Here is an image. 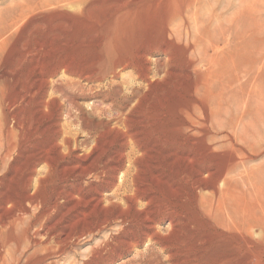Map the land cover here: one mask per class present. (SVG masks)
<instances>
[{"label":"rangeland","instance_id":"374dc122","mask_svg":"<svg viewBox=\"0 0 264 264\" xmlns=\"http://www.w3.org/2000/svg\"><path fill=\"white\" fill-rule=\"evenodd\" d=\"M20 13L23 15L19 16ZM35 43L37 44L33 45ZM58 62L66 68H59ZM9 69H14L12 76L16 86L14 85L13 91L21 89L29 75L35 82L34 88L44 86V102L55 97L62 106L59 140L65 141L64 158L56 159L55 167L59 165L56 170L55 167L49 170L43 163L36 166L29 194H34L37 179L46 177L44 182L48 188H52L54 181L63 178L87 196L92 195L96 189L103 197L111 198L115 194H122L123 190L118 192V188L130 179L126 172L128 161L141 155L140 151L136 152L138 148L134 147V142L129 137V132H134L137 128H128L125 119L138 116L156 119V131H160V128V132L169 134L179 123L180 117L176 115L179 110L193 106L197 113V105L204 103L210 107L214 102L227 98H237L246 103L243 107L245 122L259 119V112L264 111V0H0V73ZM10 71L7 73L11 76ZM43 81L49 83L45 85ZM34 110L37 111L34 118L37 121L44 120L45 113L36 107ZM208 129L209 135L205 143L199 135L193 139L199 144L197 148L202 155L208 153L214 156L211 159L220 165L225 158L219 157L222 154L217 148L226 132L219 133L212 127ZM258 132L262 138L259 145L263 150V124L259 126ZM112 134L118 135L120 139V135L124 134L125 139L123 137L121 143ZM112 142L115 151L120 150L119 144H125L127 147L121 153L125 156L130 154L131 157H125L119 174H113L110 168L104 170L100 179L94 174L80 176V169H85L91 163V148L111 146ZM143 142L146 139L143 138ZM113 149L108 150L109 155ZM255 159L246 167L254 168L264 164V153ZM112 165L114 163L108 165V168ZM63 167L67 169L61 174ZM254 191L248 182L238 185L243 209H264V183L259 193ZM42 199L48 200L47 196ZM190 199L178 206L180 215L176 218L177 227L169 228L168 221L158 220L156 232L160 234L152 241L147 238L139 241L138 236L146 226L139 216L147 209V198L138 200L139 206L143 203L142 210L137 205V211H130L125 209L123 200L112 197L111 203L119 200L117 203L121 204L122 210L127 211H123L126 222L121 223L120 219L115 220L111 215L110 225L107 224L102 231L93 232L91 236L77 241L75 260L79 263L88 262L93 249L108 245L111 247H102L106 250L101 248L99 252L103 258L99 255L93 264H183L195 255V259L202 264L224 262L232 254L237 237L231 238L232 235L217 227L213 217H209L208 209L198 207L192 194ZM104 204V209L113 210L108 203ZM100 210L101 207H98L96 211ZM34 212V209L31 210L26 218ZM123 241L125 244L130 243L131 247L124 248ZM186 246L193 247L190 249L192 252H186ZM104 252L107 254H103ZM178 255L184 256L181 257L183 260ZM62 262L61 264L64 263Z\"/></svg>","mask_w":264,"mask_h":264},{"label":"bare ground","instance_id":"6f19581e","mask_svg":"<svg viewBox=\"0 0 264 264\" xmlns=\"http://www.w3.org/2000/svg\"><path fill=\"white\" fill-rule=\"evenodd\" d=\"M22 15L23 13L19 14V16ZM9 26L11 27V24H9ZM42 26L44 27V25ZM32 41H34V39H32ZM36 44L37 43L33 45ZM40 49L38 51H40ZM32 56H34V54ZM28 58H30V56ZM62 62L64 63V61ZM54 66L53 68L55 69L56 67ZM57 66L61 68L62 63ZM4 71L0 73V88L3 87L2 90L0 89V264H61L62 261L64 262H62L63 264H93L96 259L100 256L102 257V254H99L101 248L108 245L93 249L91 260L79 263V261L75 260L77 259L75 252V248L77 247L76 243L82 237H89L93 232L97 233V231H102L104 226L107 224L110 225L112 221L111 215L115 217V220L120 219L121 223H125L126 220L123 217V211L126 213L127 211L125 209L137 211L136 207L137 205L139 206L138 200L147 198V202L145 201L147 209L141 212L139 216L140 221L146 224V226L141 230L140 236L138 237L139 241H145L146 238L152 241L158 234V231L156 232L158 220L168 221L167 224L169 228L173 229L176 226L178 223L176 218L180 215L178 206L183 203L185 204L187 201L189 202V200H191V194L193 201L198 207L208 209L209 217H213L217 227L223 232L232 235L231 238L237 237V239L234 238L236 241H234L235 245L232 247L231 256L229 255L227 260L218 264H264V209L262 207H260L258 211L243 209L238 194V185L242 182H248L251 189L255 190L254 192L256 193L261 191L264 183V164L254 168L246 167L249 162L264 153V149L262 150L259 145L262 138L258 132L259 126L261 124L264 125V111L262 113L259 112V119H255L253 122L251 120L245 122L243 120L245 110L243 107L246 103L241 102L237 98L218 100L210 107L204 103L199 104L197 105V113L195 107L187 105L188 107H184V109L176 113V115L180 117L179 123L169 134L160 132V128V131H156L158 127L156 119L153 120L149 117L140 118L139 116L138 118L131 117L125 119V124L128 128H137L136 131L129 132L131 133L129 137L133 140L134 147L138 148L137 151L135 148L134 150L136 152L140 151L141 155H136L131 161H128L129 167L126 172L130 179L127 176L129 181H127L128 179L124 181L128 183L123 182L121 188H118V192L123 190L122 194H115V196L113 195L111 198H109V196L103 197V194L95 189L92 195L87 196L81 189L75 187L73 184H69L68 180L63 178L59 181H54L51 186L52 188H48L44 182L46 177H43V179H37V188L33 190L34 194L31 195L29 194L30 187H32L30 183L32 182V175L35 174L36 166L43 163L50 170L55 167L56 159L60 158L59 160H62L64 158L65 149L63 146L65 141L64 139L59 140L61 134L59 121L63 114H61L62 106L55 97L54 99H48L49 101L47 100V102H44V90H42L45 89L43 88L44 86L42 87L38 84L40 87L37 88L35 86L34 88L33 85L35 82L29 75H25L26 80L25 83L22 81L24 83L22 88L18 91H13L16 86L12 76L14 69L13 71L11 70V76L7 73L10 69L6 70V72ZM55 72L54 70V73ZM43 83L46 85L49 81H43ZM138 91L140 90L138 89ZM132 105L135 104L133 103ZM35 107L41 109L45 113L44 120L37 121L34 118V113L36 111L34 110ZM209 127L217 129L219 133L226 132L221 144L217 148L218 152L223 155L219 157L225 158L220 165L211 159V157L214 156L204 153L205 151L203 152L205 155H202L201 151L198 149L199 144L197 145V142L193 139L194 136L199 135L201 141L205 143L209 135ZM112 135V137L118 138V135ZM123 135L124 134H122V136L120 135L121 139L118 138L120 142L123 140V137L125 139ZM130 138H128V141ZM143 138L146 139L145 143L143 142ZM126 140L124 141L125 143ZM112 147H114L113 142L111 146L105 147L104 145V147H102L99 145L91 148V161L89 160L91 163L85 169H80L81 171L78 168L80 176L94 174V176L100 179V176L105 173L104 170L107 171V169L110 168V172L117 174L119 170H121L120 165L123 164L122 162L125 157L127 156L128 159L131 157L130 154L125 156L121 153L123 149L127 147L125 144H119V151H115ZM110 149L114 150L111 151V155L108 154V150L110 151ZM55 156H57V158ZM84 158L87 159L86 157ZM110 162L114 163V165L108 168V165L111 164ZM78 164L80 165V163ZM57 166L59 165L57 164ZM195 166H197V169H195ZM56 167L55 170L57 169ZM64 167L60 170L61 174L67 169ZM70 168L72 169V167ZM70 168L68 169L70 170ZM240 168H243L242 172H239ZM66 174L65 172V175ZM76 175H78V173ZM220 183L222 184L221 187L219 186ZM34 186L36 187V185ZM45 196H47L48 200L42 199L45 198ZM112 197L123 200L122 203H124L126 208L122 210L121 204L117 203L119 200L111 203ZM104 203H108L109 207L112 206L113 210H111V208L108 210L104 209ZM141 205H143V203ZM141 205L138 209H141ZM98 207H101V210L97 212L96 210ZM194 207L195 206H193V208ZM33 209L36 212L31 213L32 215L26 218L27 214ZM179 209L181 208L179 207ZM188 223L189 222H187V225ZM134 224L135 223H133V225ZM134 228L135 227H133V229ZM131 232L130 230V233ZM254 236L257 238H254ZM135 238L136 237H134V239ZM136 242L137 241H135V243ZM130 245V243H127L123 245V247H131ZM189 247H187V250L184 248L186 252H192L190 249H193V247ZM108 249L110 250V248ZM103 254L107 253L104 252ZM180 255L178 256L180 257ZM196 256L197 255H195V257ZM195 257H193V259H184L185 264H202L198 262ZM201 260L202 259H199V261Z\"/></svg>","mask_w":264,"mask_h":264}]
</instances>
